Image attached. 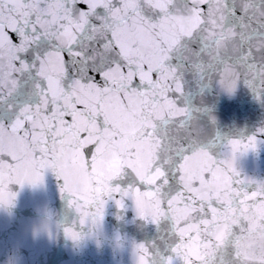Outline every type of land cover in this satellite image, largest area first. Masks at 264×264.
I'll list each match as a JSON object with an SVG mask.
<instances>
[{"label": "snow or ice", "instance_id": "obj_1", "mask_svg": "<svg viewBox=\"0 0 264 264\" xmlns=\"http://www.w3.org/2000/svg\"><path fill=\"white\" fill-rule=\"evenodd\" d=\"M240 84L264 101V0H0V205L51 169L74 242L131 201L159 234L134 264H264V180L237 166L264 128L221 153L196 102Z\"/></svg>", "mask_w": 264, "mask_h": 264}, {"label": "water", "instance_id": "obj_2", "mask_svg": "<svg viewBox=\"0 0 264 264\" xmlns=\"http://www.w3.org/2000/svg\"><path fill=\"white\" fill-rule=\"evenodd\" d=\"M196 102L209 110L205 123L215 117L223 135L221 153L230 140L246 141L264 128V101L244 84L232 94L213 86ZM237 166L242 177L264 180V144L240 156ZM62 183L49 169L39 185H9L17 195L12 205H0V264H134V243L158 240L156 226L136 217L129 201L123 210L109 202L101 226L72 241L63 225L77 214L69 207L70 195L60 192Z\"/></svg>", "mask_w": 264, "mask_h": 264}, {"label": "clouds", "instance_id": "obj_3", "mask_svg": "<svg viewBox=\"0 0 264 264\" xmlns=\"http://www.w3.org/2000/svg\"><path fill=\"white\" fill-rule=\"evenodd\" d=\"M45 227H46V225H45Z\"/></svg>", "mask_w": 264, "mask_h": 264}]
</instances>
